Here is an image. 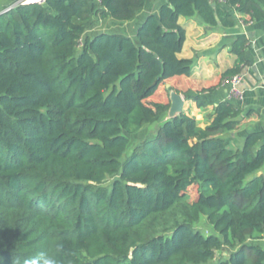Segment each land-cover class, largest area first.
Wrapping results in <instances>:
<instances>
[{
  "label": "trees",
  "instance_id": "16d2710c",
  "mask_svg": "<svg viewBox=\"0 0 264 264\" xmlns=\"http://www.w3.org/2000/svg\"><path fill=\"white\" fill-rule=\"evenodd\" d=\"M146 3L46 0L0 13L2 264L57 243L60 264H206L224 248L216 264H264L251 242L264 239V131L233 146L242 110L204 95L242 74L250 41L238 36L234 65L210 81L180 57L182 18L233 28L263 20L264 0H164L135 38L82 41L94 21L132 20ZM172 92L189 106L170 113ZM202 216L209 233L195 227Z\"/></svg>",
  "mask_w": 264,
  "mask_h": 264
},
{
  "label": "crops",
  "instance_id": "0c3cea01",
  "mask_svg": "<svg viewBox=\"0 0 264 264\" xmlns=\"http://www.w3.org/2000/svg\"><path fill=\"white\" fill-rule=\"evenodd\" d=\"M16 1L18 0H0V13L5 10V6ZM163 2L164 0H147L145 7L129 21H118L110 17L94 21L84 33L82 41L100 32H122L135 38L146 17L149 14H158ZM189 19L184 24L187 39L180 57L194 60V79L210 81L218 78L236 61V55L231 52L233 41L238 36H245L250 41L246 53L248 64L241 74L242 97H231L228 83L204 94L215 104L228 100L242 110L243 121L239 129L231 133L232 143L236 141L234 146L241 145L249 132L264 131V19L247 24L238 22L233 28H225L220 24L211 26L197 17ZM167 87L170 88L171 85L168 84ZM182 97L184 99L183 95ZM187 106L189 105L184 99V108ZM192 111L202 113V110L196 107L192 108Z\"/></svg>",
  "mask_w": 264,
  "mask_h": 264
},
{
  "label": "rangeland",
  "instance_id": "374dc122",
  "mask_svg": "<svg viewBox=\"0 0 264 264\" xmlns=\"http://www.w3.org/2000/svg\"><path fill=\"white\" fill-rule=\"evenodd\" d=\"M190 20L189 18H182L181 22L183 24H186V22ZM167 116V114L163 115V118H165ZM201 116H205L203 113H201L198 117L199 119H201ZM162 118V119H163ZM158 128V123L155 124H149V125H145L144 128L136 133V134H132L130 135V138L132 140V144L135 145L136 143H138L139 141H142L145 137L149 136L151 133H154ZM236 143V141L234 143H232V145L234 146V144ZM198 229L202 230L204 233H209L212 230L211 225L208 223L207 218L205 216H202L200 221L198 223H196V226ZM252 243H258L261 245H264V239L261 240H254L251 241ZM230 253V250L228 248H224L220 251H218L216 253V257L215 259L210 260L208 263L206 264H216L217 261L222 257V256H228Z\"/></svg>",
  "mask_w": 264,
  "mask_h": 264
},
{
  "label": "clouds",
  "instance_id": "9594fccd",
  "mask_svg": "<svg viewBox=\"0 0 264 264\" xmlns=\"http://www.w3.org/2000/svg\"><path fill=\"white\" fill-rule=\"evenodd\" d=\"M62 251L63 246L60 243L54 246L53 252H49L47 247H44L30 258L24 259L22 264H60L59 256ZM0 264H2V260H0ZM16 264H21V262L18 260Z\"/></svg>",
  "mask_w": 264,
  "mask_h": 264
},
{
  "label": "built area",
  "instance_id": "2783aa9c",
  "mask_svg": "<svg viewBox=\"0 0 264 264\" xmlns=\"http://www.w3.org/2000/svg\"><path fill=\"white\" fill-rule=\"evenodd\" d=\"M45 1L46 0H18L16 2H14L13 4L9 5L7 9L15 7L19 4H35V3L44 4ZM241 82H242L241 74L234 75L228 82H226L230 86L231 97H233V98H241L242 97L243 91L240 87Z\"/></svg>",
  "mask_w": 264,
  "mask_h": 264
},
{
  "label": "water",
  "instance_id": "95a60500",
  "mask_svg": "<svg viewBox=\"0 0 264 264\" xmlns=\"http://www.w3.org/2000/svg\"><path fill=\"white\" fill-rule=\"evenodd\" d=\"M172 107L170 112L173 114L177 111H181L184 109V99L181 94L179 93H172Z\"/></svg>",
  "mask_w": 264,
  "mask_h": 264
}]
</instances>
